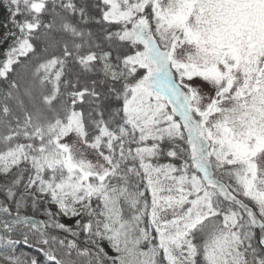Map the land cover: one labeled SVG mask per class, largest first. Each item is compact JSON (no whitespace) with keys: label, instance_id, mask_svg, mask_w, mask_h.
Listing matches in <instances>:
<instances>
[{"label":"snow or ice","instance_id":"1","mask_svg":"<svg viewBox=\"0 0 264 264\" xmlns=\"http://www.w3.org/2000/svg\"><path fill=\"white\" fill-rule=\"evenodd\" d=\"M0 10V264H264V0Z\"/></svg>","mask_w":264,"mask_h":264},{"label":"trees","instance_id":"2","mask_svg":"<svg viewBox=\"0 0 264 264\" xmlns=\"http://www.w3.org/2000/svg\"><path fill=\"white\" fill-rule=\"evenodd\" d=\"M53 211H55V208H53ZM27 214L31 215V210H30V209L27 211ZM36 218H37V219H43L44 217H42V216H37ZM0 219H3V217H0ZM62 222L67 223V224H71V223H73V221L68 220L67 218H62ZM19 247H23V246L21 245V246H19ZM105 248H106V250L109 252L110 255H114V253L111 251L110 248H108V246H107L106 243H105ZM24 250L27 251L28 249H24Z\"/></svg>","mask_w":264,"mask_h":264},{"label":"rangeland","instance_id":"3","mask_svg":"<svg viewBox=\"0 0 264 264\" xmlns=\"http://www.w3.org/2000/svg\"><path fill=\"white\" fill-rule=\"evenodd\" d=\"M3 11L2 10H0V19H3ZM3 32V29H0V33H2Z\"/></svg>","mask_w":264,"mask_h":264}]
</instances>
